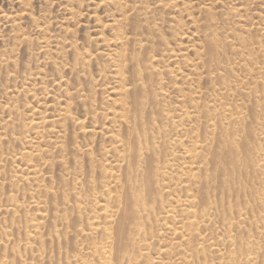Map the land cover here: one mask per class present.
<instances>
[{"label":"rangeland","instance_id":"rangeland-1","mask_svg":"<svg viewBox=\"0 0 264 264\" xmlns=\"http://www.w3.org/2000/svg\"><path fill=\"white\" fill-rule=\"evenodd\" d=\"M139 140L172 165L171 189L209 209V241L176 252L264 264V0H0V264H99L95 229L125 205L137 166L122 145ZM167 236L138 264L179 258Z\"/></svg>","mask_w":264,"mask_h":264},{"label":"bare ground","instance_id":"bare-ground-1","mask_svg":"<svg viewBox=\"0 0 264 264\" xmlns=\"http://www.w3.org/2000/svg\"><path fill=\"white\" fill-rule=\"evenodd\" d=\"M215 46H213V48ZM215 49L216 47L214 48V50ZM213 57H210V59L212 60ZM211 60L209 61L213 62V60L212 61ZM142 92L147 93L149 91L146 88L142 87ZM122 96H124L123 92H122ZM137 101H134L135 105L138 104L136 103ZM140 104L141 103L139 102V105ZM142 110H144L143 107H142ZM183 114H186V113H183ZM165 118L167 119V116H165ZM134 123L135 124L133 125H136V122ZM147 130L148 129H146V131ZM224 131L225 130H222L221 128V131H220L221 134L223 133V137H226L224 135L226 131L225 132ZM140 133L141 134H139V132H137L135 129L133 134L135 137L139 138L141 136V138L143 137V139L145 140L146 133L143 128L140 129ZM224 140L226 139L224 138ZM141 142L142 140H139L137 143L128 145L129 150L125 149V145H122L123 147V155L121 157L122 161L128 162V159L132 157L131 159L133 158L137 159V163H136L137 166L135 164L136 167L134 169L132 168L133 170H135L134 174H132L133 170L132 172H130V174L134 176L130 175V177L128 176L127 178V181H128L127 202L125 203L123 207L119 204L118 211L114 210V211L108 212L106 214L107 215L106 225H103L102 227L98 226L95 229V233H100V235H103L104 239L102 240V242L99 243L101 244L99 247H96V246L93 247L92 256L93 257L97 256L99 264H138L139 259L144 257V254L141 253L142 250L144 251L149 250L152 245L158 242V240H161V238H163L164 236L166 237L168 235L169 237H171L170 240L172 241V243H170L166 247L164 254L171 255V256H177V255L182 254L179 258H177L171 264H193L188 259L190 256H187L186 254H184L185 251L183 250L178 251V252L176 251L177 249L179 250L182 246H186V245L189 246L191 241H193V239H198L201 246H203L209 241V239L206 238L205 236H202V233H201V228L202 227L204 228L209 221V218H208L209 209L205 208L202 210L200 214L198 213L195 207L196 205L195 202L192 201L188 195V193L191 192V189H189L188 187L186 186L180 187V184H179L176 190L171 189L173 185V179L172 177H170L171 180L169 179L167 180L166 170L170 169V171L173 172V170L171 169L172 165L167 163L166 165L162 164V166H159L158 158H156V160L154 159V155H158L159 152L154 151L153 146L152 148H149L147 144L142 145ZM222 148L226 150V152L224 153V156H225L224 162L228 165H234L236 161L235 155H237V151H238L234 140L232 139L227 140L223 144ZM242 149H243V152L255 153L254 156H257L258 158H260L258 155L261 151L260 149L251 148L248 144H243ZM124 152L126 153L124 154ZM238 157H241V156H238ZM249 160L250 158L246 156L245 161H249ZM167 162H169V160H167ZM142 165L144 166L142 167ZM128 166L129 165H125L123 166L122 169L124 168L127 169ZM255 167L256 168L260 167L259 161L255 162ZM28 170H32V169H28ZM32 174H35V173H32ZM167 175H170V174H167ZM170 192H177L178 194H183V193H187V194L181 198L178 197L175 201L171 200L169 202L168 201L166 202V200H163V197H165V195L167 196L168 194L169 196H171ZM118 212H119V215H118ZM150 223L151 225L147 229L146 225H149ZM259 234L262 235L261 232ZM110 235H116L117 236L116 241H113ZM161 235H163V237L160 238ZM227 240L231 241L230 237H227ZM230 246H237L240 253H243L244 251L245 252L249 251L248 254L250 252H255L254 247H257L256 245H253V244L249 245L246 242L240 243V244H238L237 242H234V244H231ZM114 247L116 250L115 252H117V254L114 255V259H113L114 263H113V260H109L106 254H107V249H112ZM242 247L245 250H243ZM257 248L256 250H258ZM138 253H139V256H137ZM196 255H198V253H196ZM215 255H220L219 251H216ZM220 259H223L222 255H220ZM227 260L229 263L225 262L222 264H235L236 261H237L236 264H256L255 258L250 257L249 255H246L245 257L240 259V257L239 256L237 257V255L233 252L227 253ZM83 264L85 263L83 262ZM218 264H221V263L219 262Z\"/></svg>","mask_w":264,"mask_h":264}]
</instances>
